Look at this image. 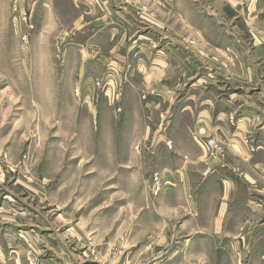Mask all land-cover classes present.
Returning a JSON list of instances; mask_svg holds the SVG:
<instances>
[{"label": "rangeland", "instance_id": "374dc122", "mask_svg": "<svg viewBox=\"0 0 264 264\" xmlns=\"http://www.w3.org/2000/svg\"><path fill=\"white\" fill-rule=\"evenodd\" d=\"M37 1L0 0L2 259L9 264H264V209L244 208L245 218L254 220L251 229H209L220 217L218 207L214 214L211 207L203 211L178 178L172 184L180 163L171 173V151L163 149L169 117V102L158 96L163 75L157 77L162 82L142 85L130 63L119 69L113 59L103 60L108 53L101 39L75 37L82 8L68 0ZM107 1L113 15L140 17L137 0ZM171 19L166 25L172 36H164L159 22L150 39L157 51L173 53V63L194 67L177 79L182 98L197 84L205 94L219 89L221 98L233 91L246 94L223 83L200 82L213 57L219 58L214 47L233 44L228 23L207 14L191 23ZM130 24L136 31L121 37L122 31L112 45H132L147 29L137 17ZM194 27L223 36L208 34L202 41ZM134 57L129 53L127 59ZM208 140L216 146L207 149L209 156L222 158V145ZM150 141L161 142L153 150ZM262 185V194H247L264 205ZM242 208L231 207L226 216L243 217Z\"/></svg>", "mask_w": 264, "mask_h": 264}, {"label": "crops", "instance_id": "0c3cea01", "mask_svg": "<svg viewBox=\"0 0 264 264\" xmlns=\"http://www.w3.org/2000/svg\"><path fill=\"white\" fill-rule=\"evenodd\" d=\"M68 1L83 11L75 20L76 33L71 32L72 35L69 33L68 37L82 34V38L91 40V43L96 38L101 39L108 53L103 60L113 59L119 69H124L126 63H130L133 71L140 75L142 85L155 84L160 79L157 77L163 75L164 89L158 96L162 97L160 101L169 102L166 106L169 117L164 127L166 140L163 149L171 151L169 170L175 167L173 164L177 161L180 163L175 167L176 172L170 171L174 172L172 184L181 181V189L195 199L197 208L202 207L204 211V208L211 207L214 214L218 207L220 217L215 218L209 229H251L254 220L245 218L244 208L252 213L264 209V205L259 203L262 200L257 198L255 201L247 194L252 190L262 194L259 188L264 184V0H199L202 3L198 0H176L175 4H172L173 0H148L146 3L137 0L140 17L132 18L110 13L113 9L107 0ZM194 2L195 5H189ZM203 3L209 5L207 10ZM96 14H99V19L89 18ZM205 14L213 20L228 23V34L233 44L214 47L212 53L216 52L219 58L213 57L211 66L207 68L210 72L207 77L202 76L200 82L217 86L223 83L235 91L244 90V95L233 91L226 98H221L219 89L216 93L205 94L204 86L199 89L200 85L196 83L197 87L189 89L182 98L179 93L182 84L177 79L181 82L194 67H189L187 61L183 60L173 63V53L165 49L157 51L154 41L150 39L155 38L154 27L159 22L163 23L164 36H172V26L166 25L172 16L175 17L174 21L191 23L201 20ZM136 17L141 25L146 26L145 32L138 35L132 45L126 46L121 41L112 45V39L122 31L121 37H127L135 30L130 23ZM51 23H56L54 18ZM193 31L202 41L210 35L217 38L223 36L221 32L205 34V30H199V27H194ZM237 38L240 39L239 44L236 43ZM251 40L254 41L253 46H244ZM129 53L135 55L131 61L127 59ZM178 56L181 59V53ZM85 61L83 56L82 63L86 64ZM172 77H176L173 78L175 81H172ZM168 81L172 84L168 85ZM135 130L132 133L139 132ZM209 138H215L222 145V158L209 156L204 144ZM160 142L150 141L148 148L155 150ZM236 206L243 207V211H240L243 217H227L229 209ZM0 264H9L2 259L1 253Z\"/></svg>", "mask_w": 264, "mask_h": 264}, {"label": "built area", "instance_id": "2783aa9c", "mask_svg": "<svg viewBox=\"0 0 264 264\" xmlns=\"http://www.w3.org/2000/svg\"><path fill=\"white\" fill-rule=\"evenodd\" d=\"M205 146L207 147V149H209L210 151L215 150L216 146L214 145V142L211 140H208L205 142Z\"/></svg>", "mask_w": 264, "mask_h": 264}]
</instances>
